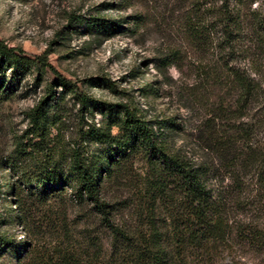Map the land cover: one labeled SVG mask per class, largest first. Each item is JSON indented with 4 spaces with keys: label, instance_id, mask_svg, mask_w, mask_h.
Listing matches in <instances>:
<instances>
[{
    "label": "trees",
    "instance_id": "obj_1",
    "mask_svg": "<svg viewBox=\"0 0 264 264\" xmlns=\"http://www.w3.org/2000/svg\"><path fill=\"white\" fill-rule=\"evenodd\" d=\"M187 1L186 43L202 49L193 88L219 85L195 152L162 132L176 127L172 119L151 120L132 98H96L44 53L31 58L0 39V95L31 64L55 75L25 110L2 166L0 193L5 186L26 237L15 254H31L32 239L49 230L31 264H264V0ZM84 26L121 27L99 16ZM180 60L176 49L161 58ZM41 81L38 73L31 80ZM68 101L72 133L63 128ZM68 200L85 207L71 225L53 208ZM8 244L0 236V249Z\"/></svg>",
    "mask_w": 264,
    "mask_h": 264
},
{
    "label": "rangeland",
    "instance_id": "obj_2",
    "mask_svg": "<svg viewBox=\"0 0 264 264\" xmlns=\"http://www.w3.org/2000/svg\"><path fill=\"white\" fill-rule=\"evenodd\" d=\"M188 4L187 0H0V39L21 47L31 58L44 53L56 71L96 98H132L151 120L172 119L176 127L162 126V132L174 146L195 152L200 126L217 100L219 85L213 81L205 93L193 88L192 60L201 56L202 49L186 43L182 29ZM95 16L115 20L121 27L108 33L84 26ZM173 49L181 60L166 65L161 58ZM207 58L212 59L210 53ZM36 73L42 78L37 87L31 82ZM5 74L10 76L8 69ZM54 79L49 69L31 64L20 81L11 84V91L0 95V183L6 175L2 166L13 148L12 136L26 125L25 110L37 100L45 82ZM150 86L155 90L148 91ZM67 108L70 114L63 128L72 133L76 108L70 101ZM1 188L0 236H6L9 244L0 249V264H31V254L41 253L50 241L49 230L32 239L31 254H15L13 246L24 243L25 231L12 217L14 204L9 208L12 201L3 193L5 186ZM53 208L65 212L70 225L85 212L70 200ZM56 226L60 229L61 223Z\"/></svg>",
    "mask_w": 264,
    "mask_h": 264
}]
</instances>
